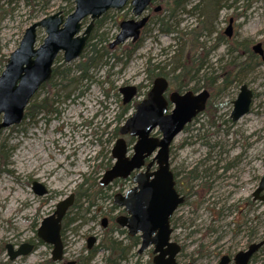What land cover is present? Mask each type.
<instances>
[{
	"label": "rangeland",
	"instance_id": "obj_1",
	"mask_svg": "<svg viewBox=\"0 0 264 264\" xmlns=\"http://www.w3.org/2000/svg\"><path fill=\"white\" fill-rule=\"evenodd\" d=\"M163 3L158 1L156 4L163 8ZM194 5H200L198 11L191 14L179 12L177 19L179 30L182 31L189 30L199 21L205 23L197 38L204 48L195 52V55L201 56V62L196 67L197 79L191 84V87H196L194 91H199L203 89L201 84L204 75L220 73L230 59L240 62L245 57L237 51L229 52L225 43L214 44L216 35L218 32L223 33L230 17L234 19L232 31L235 37L232 40H246L249 47L258 41L263 42L264 0H189L186 9ZM68 6L66 0H48L45 7L37 1L32 7L25 5L22 0H15L9 5L5 0H0V56H9L18 46L25 28L32 22ZM160 11L149 12L151 21L141 33L140 47L129 61L122 65L125 60L122 56V61L114 62L112 67L102 65L95 72L91 70L89 73H93L96 81L81 82L82 95L77 90L74 92L76 102L56 104L58 112L47 119L38 113L33 120L25 119L0 131V140L6 141L11 148L6 165L10 171H0V247H5L7 243L17 245L28 239L35 244L30 254L11 261L7 258L5 248L1 247L0 264H41L48 259L51 247L39 242L36 237L40 221L53 212L58 201L71 192L75 193L83 179L97 182L100 179L115 141L112 130L117 124L121 100L118 92L114 94L110 90L105 96L102 90L109 84V88L116 90L123 85H140L141 94L134 98L135 103L151 87L145 79L149 60L151 63H160L167 76L177 73L178 69L172 73L177 59L171 56L174 52L170 48L176 42L175 34L160 33L156 18L152 19L153 14H165ZM238 13L240 15L235 16ZM106 16L103 27L96 30L95 35L106 27H110V35H114L118 29L114 26L115 22L118 24L132 17L129 1L121 9L109 10ZM44 36V30L38 28L37 43H41ZM127 46L128 42L123 43L117 53L121 54ZM60 56L55 65L65 71L66 68L71 69V74L77 75L76 68L82 58L61 65ZM258 60L246 63L243 70H239L236 82L223 90L215 89L214 95L209 97L208 112L196 116L170 146L172 170L183 177L198 165L202 173L206 171L211 175L213 186L209 193L197 197L194 189L199 181H194L185 201L174 211L171 238L181 245L177 260L180 264H216L222 255L233 256L246 249L250 242L264 237V206L256 203L252 209L244 207V200L250 198L258 177L264 171V66L257 63ZM104 76L109 78V82H104ZM56 79L53 81L58 84ZM242 83L251 88L254 97L249 113L231 122L229 113L232 101ZM49 89V86L41 87L31 101L41 99ZM64 92L58 93L63 95ZM153 132L160 135L157 129ZM207 157L212 159L209 172L206 163H203ZM129 179L104 187L109 198H98L96 206L88 211H85L88 205L86 198L78 199L75 194L73 205L77 207L71 206L62 221V225L66 224L62 237L64 260L85 254L88 236L97 238L94 247L105 233L118 238L121 245H128L123 232L115 230L110 219L119 211L112 208L113 195L130 188L133 183ZM34 180L47 187L46 195L37 196L32 192ZM241 216L245 218L242 220ZM103 218L108 219L106 228L101 225ZM107 255V251L99 249L88 264H106ZM149 255L144 252L136 256L133 248L127 250L124 259L117 264H147ZM249 264H264V249Z\"/></svg>",
	"mask_w": 264,
	"mask_h": 264
},
{
	"label": "water",
	"instance_id": "obj_2",
	"mask_svg": "<svg viewBox=\"0 0 264 264\" xmlns=\"http://www.w3.org/2000/svg\"><path fill=\"white\" fill-rule=\"evenodd\" d=\"M131 6L132 18L119 23L118 32L110 46L121 44L128 39L136 41L140 29L148 17L143 12L152 0H73L74 9L65 17L59 12L40 18L25 28L18 46L9 54L7 62L0 73V130L19 124L24 117V110L39 86L51 77L54 59L58 52H63L66 62L77 58L83 49L93 21L109 9H121L127 2ZM161 1V0H157ZM157 5L155 10H160ZM90 17V23L82 35H78L81 20ZM138 18V19H137ZM233 19L229 18L225 34L232 32ZM44 29L42 42L36 44V28ZM253 51L263 56L261 44L253 46ZM168 82L163 77L154 79L146 96L135 104L134 112L119 126L121 135L111 150L114 162L102 174L99 184L107 185L113 179L127 178L132 174L134 185L124 194L116 193L113 203L123 207L126 212L118 215L115 221L127 229L128 234H140L141 243L138 253L148 246H153L151 264H177L175 256L180 246L170 239L172 231L170 217L184 198L174 188L173 173L169 164V147L173 139L195 115L205 106L209 93L206 89L198 92L187 90L183 93L173 91L169 99L164 91ZM135 85L123 86V102L130 101L136 94ZM252 90L241 84L236 98L232 101L230 119L237 121L249 112L252 102ZM171 103L169 109L168 104ZM157 129L160 136H152ZM135 137L131 156L127 155V146L123 135ZM146 159H150L145 164ZM154 169H152V167ZM32 190L38 196L45 195V185L37 180L32 182ZM263 191L261 196H257ZM264 205V172L259 186L253 192ZM74 202V193L58 201L53 212L40 221L37 238L51 246L50 259L60 264H75L74 260L63 261V243L61 239L62 219ZM106 219L103 218L104 226ZM95 237L87 239L91 247ZM264 245V238L250 243L245 250L234 255L235 264H248L251 256ZM9 260L28 255L33 244L21 243L17 248L7 244ZM229 257L224 255L218 264H226Z\"/></svg>",
	"mask_w": 264,
	"mask_h": 264
},
{
	"label": "trees",
	"instance_id": "obj_3",
	"mask_svg": "<svg viewBox=\"0 0 264 264\" xmlns=\"http://www.w3.org/2000/svg\"><path fill=\"white\" fill-rule=\"evenodd\" d=\"M6 4H11L15 0H5ZM25 5L28 6H35L36 1L43 3V6L45 7L48 3V0H22ZM69 2L68 7H62L61 12L63 14H67L70 11L73 10L74 4L73 0H66ZM189 0H163V8L161 11L165 12L163 16H160V13L153 14V18H156V23L158 25V30L160 33L169 35V34H175L174 37L176 39V42L170 46L172 49V52L174 59H177V64H175L174 68L172 69V73H174L175 70L178 69L177 73L171 74V76H167L163 72V66L160 65V63H151L149 60L147 62V66L145 68L146 76L145 79L148 80V84H151L154 78L157 76H163L167 78L170 85L174 90L181 91L184 89H192L195 90V86L191 87V84H193L197 76H195L196 73V67L201 62V56L195 55V52L199 48H204V45L202 42H199L197 38L202 33L204 29V22L199 21L195 26L190 28L189 30L182 31L179 30V12H187V13H193L194 11H198L200 5H194L193 7H190L188 10L186 9V5L188 4ZM211 2H219L220 0H210ZM203 2V1H202ZM217 4V3H216ZM221 7V6H219ZM160 11V12H161ZM108 12H106L102 17L97 21L96 28H99V23L103 22ZM240 13L235 14V16H239ZM151 18V17H150ZM149 18V21H151ZM143 28L142 32L146 29L147 25ZM101 39V38H100ZM100 39L95 40L93 43L89 44L90 48L87 50L85 55H82L83 59L78 63L77 65V75L71 74V69H67V71L61 70L60 67L53 68V74L48 82H46L45 86H49V92L47 95H45L42 99L39 101H31L28 103L24 110V117L23 120L29 119L33 120V118L36 116V114L41 113L44 116H49L54 114L57 110L56 106V96H59V90L67 88L71 85H73L78 80V76L88 79V70L91 68V66L96 65L100 62L103 54H108L107 50V43L109 41V38H107L103 43ZM220 43H225L228 45V51H244L247 54L246 57V63L249 61H252L254 58L253 52L250 50V47L247 45L246 41H235L232 39H227L222 32H218V34L215 37L214 44L218 45ZM141 44V37L135 41V42H129L128 46L123 49L121 54L114 52L110 57L113 58V62L111 65H114V62H121L122 56L124 57V62L122 65H125L129 59L132 57V55L137 51V49L140 47ZM100 45V46H99ZM238 52V53H239ZM169 53V51H168ZM58 59V58H56ZM7 61V57L0 56V72L3 69L5 63ZM243 65H241V62L235 61V59H230L227 63H225V66L221 69L220 73L213 74L211 76L204 75L202 78V84L201 88H205L209 91L210 95H214V91L217 90H223L228 85L232 84L233 82L237 81V78L239 77V70H241ZM112 67V66H110ZM91 71V70H90ZM89 71V72H90ZM80 77V78H81ZM58 78V79H56ZM54 79L58 80V84L53 81ZM42 85V86H43ZM215 91V92H216ZM209 100L207 102L206 108L203 111L208 112L209 110ZM131 105H124L121 107L120 112L118 113V121L119 123H122L124 119L126 118L129 109ZM212 125L215 124L214 122H210ZM189 125V124H188ZM187 125V126H188ZM186 126V127H187ZM13 127V126H11ZM185 127V128H186ZM117 132V128L115 129V133ZM129 139H132L129 137ZM128 144L131 142L128 140ZM11 156V148L4 140H0V171H10L6 168V165L8 164V160ZM108 160L110 161L111 158L109 156ZM109 162L105 164V169L109 167ZM104 187L100 186L96 180L90 181L89 178L83 179V181L76 187L75 194L77 198L84 197L87 200V207L85 211H88L89 208L96 206V200L98 198L102 197H108V195L105 194V191L103 190ZM188 195V192H184ZM207 193V188L204 187V190L201 188L200 191H194V194L198 197H201V194ZM247 202L245 203L244 207L247 206ZM77 207L76 204L72 205V208ZM115 206H112L114 208ZM218 213V211H216ZM244 216H241V219L243 220ZM245 218V217H244ZM241 220V221H242ZM172 221V220H171ZM112 226H115V222L113 220V217L111 218ZM246 222V220L244 221ZM242 222L238 223L241 224ZM66 224L62 225L61 230V236L63 235V230ZM117 227H119L117 225ZM125 232V230H122ZM128 239V245L123 246L121 245L120 241H117L115 238H112L108 236V233H105L103 238L100 240V242L97 244V246L93 247L90 251L86 252L85 254H81L78 256V259L80 261V264H88L90 260L94 257V255L97 253L99 249L105 250L108 252V255L106 257V264H117L118 261L124 259L125 253L127 250H131L137 246L139 243L138 238H132L127 237ZM40 242V241H39ZM264 246L260 248L259 250H263ZM255 259V256L251 258V261ZM41 264H54L49 258L44 260Z\"/></svg>",
	"mask_w": 264,
	"mask_h": 264
},
{
	"label": "flooded vegetation",
	"instance_id": "obj_4",
	"mask_svg": "<svg viewBox=\"0 0 264 264\" xmlns=\"http://www.w3.org/2000/svg\"><path fill=\"white\" fill-rule=\"evenodd\" d=\"M158 1L157 0H152L151 2H150V4L146 7V9H145V11L143 12V16L145 15V16H147L148 17V19H147V22H146V24L148 23V21H149V18H150V14H149V12L150 11H153L154 13H156V12H159L162 8H160V10H155V7L157 6V5H160V4H156ZM73 4H74V2H73ZM126 5V4H125ZM124 5V6H125ZM161 6V5H160ZM74 9V8H73ZM109 10H118V9H109ZM109 10H107L106 12H108ZM64 17L67 15V14H69V13H67V14H63L60 10H58ZM57 12V11H56ZM105 12V13H106ZM105 13H103L102 15H104ZM48 15H50V14H48ZM102 15L99 17V18H97V19H95L94 21H93V24H92V27H91V29H90V31H89V34H88V37H87V39H86V42H85V45H84V47H83V49L81 50V53H80V55L77 57V58H82L83 59V57H82V55H85L86 54V52H87V50L90 48V45L89 44H91V43H93L95 40H97V39H100L101 41H103V43L104 44H106V42H104L107 38H109V41H108V43H107V50H108V54L106 53V54H103V56H102V58H101V60H100V62L99 63H97L96 65H94V66H91V68H89V70H88V75H89V77H88V79H84V78H82L81 76V78L78 76V80H77V82H75L73 85H71V86H69V87H67V88H64V89H60L59 91H63V90H65V92H64V94L63 95H60L59 94V96H56L55 98H56V104H63V103H65L66 101H73V102H76L77 101V99H74V96H75V94L76 93H74L76 90L77 91H79L78 92V94L80 93V96L82 95V92H80V88H81V82L83 81V80H86V81H89V82H91L92 80H94V81H96L95 80V76L93 75V73H89V71L90 70H92L93 72H95V70L97 71L102 65H110V66H112L111 64H112V62H113V58L112 57H110V55H112V53H114V52H117V50L119 49V47L123 44V43H125V42H135V41H131L130 39H128L127 41H125V42H123V43H121V44H117V45H114V46H110V43L113 41V39L115 38V36H116V34H117V32H118V29H117V32L112 36V35H110L112 32L110 31V27H106V28H104V30L102 31V32H100L98 35H95V31L96 30H98V29H100L101 27H103V25H104V21H105V19L107 18V16L105 17V19H104V21L103 22H101V23H99V28L97 29L96 28V23H97V21L102 17ZM45 16H47V15H44V16H42V17H45ZM133 16V15H132ZM41 17V18H42ZM130 18H132V17H130ZM40 19V18H39ZM39 19H37V20H39ZM138 19V18H137ZM37 20H35V21H37ZM34 21V22H35ZM122 21V20H121ZM33 23V22H32ZM89 23H90V17L89 16H85L82 20H81V26H80V29H79V32L77 33L78 35H82L83 34V32H84V30L86 29V27L89 25ZM119 23H120V21H119ZM119 23L117 24V22H115V24H114V26H116V28H119ZM233 23H234V20H233ZM146 24L140 29V35H139V37H138V39L141 37V33H142V30H143V28L146 26ZM38 28H41V27H37L36 28V31H37V29ZM43 29V28H42ZM226 29V28H225ZM44 30V29H43ZM225 30H223V34H224V36H225V32H224ZM112 36V37H111ZM235 37V35L233 34V31L231 32V34L229 35V36H227L226 38L227 39H232V38H234ZM137 39V40H138ZM136 40V41H137ZM243 41H246V40H243ZM42 42V41H41ZM257 43H260L261 44V48L263 49V56H264V40H263V42L262 41H258V42H256V43H254V44H250V50L253 52V54H254V58L252 59V60H257V59H260V60H258V62L257 63H261L263 66H264V59L262 58V55H260L259 53H257V52H254L253 51V46L255 45V44H257ZM40 43H37V36H36V44H35V46H37V45H39ZM100 46V45H99ZM239 52V51H238ZM245 55V57H244V59L242 60V61H240L241 62V65H243L241 68V70H243V68H244V66H245V62H246V57H247V54L244 52V51H240L239 52V55ZM61 55V56H60ZM60 56V63H61V65H64V64H66V63H69V62H71L72 60H74V59H72L71 61H68V62H66L65 60H64V57H63V52H58L57 53V55H56V57H55V59H54V62H53V65H52V70H51V76H52V74H53V68H55V67H60L59 65H55V63H56V58H58ZM76 59V58H75ZM110 60H112V62L110 63L109 61ZM122 61V60H121ZM124 62V61H123ZM66 68V67H65ZM66 71H67V69H66ZM157 77H163V76H157ZM156 77V78H157ZM51 78V77H50ZM165 78V77H164ZM155 79V78H154ZM154 79H153V81H154ZM166 80H167V78H165ZM50 80V79H49ZM48 80V81H49ZM48 81H46V82H48ZM153 81L151 82V86H152V83H153ZM46 82H44V83H42L40 86H39V88L35 91V93L33 94V96H32V98H34L35 97V95H36V93L40 90V88L41 87H43V86H45V85H43V84H45ZM104 82H109V78L107 77V76H104ZM167 82H168V86H167V89L164 91V96H165V98H167V99H169V95H170V93L171 92H173V91H176V92H178V93H183V92H185V91H187V90H192V89H184V90H181V91H177V90H174L173 88H172V86L170 85V83H169V81L167 80ZM242 84H245V83H242ZM43 85V86H42ZM247 85V84H246ZM109 86H111L110 84L107 86V88H105V89H103L102 91H103V95H105V96H108V94H109V91L110 90H112L113 91V93L114 94H117V92H118V94H120L121 95V100H120V105H119V112H120V110H121V107L122 106H124V105H131V107H130V109H129V112H128V114H127V116H129L130 114H132L133 112H134V105L136 104V103H138L139 101H141L145 96H146V94H147V92L149 91V89L151 88H149L145 93H143L144 94V96L140 99V100H137L135 103H133V100H134V98L135 97H138V95L139 94H141V86L140 85H136V87H137V91H136V95H135V97H133L130 101H128V102H123V94L120 92V88L121 87H123V86H128V85H123V86H120L117 90L115 89V88H109ZM248 86V85H247ZM249 87V86H248ZM251 89V88H250ZM49 92V91H48ZM47 92V93H48ZM252 94H253V91H252ZM47 95V94H46ZM44 97V96H43ZM42 97V98H43ZM253 97H254V94H253ZM31 98V99H32ZM41 98V99H42ZM40 100V99H39ZM39 100H36V101H39ZM35 101V102H36ZM133 103V104H132ZM169 106H171V103L169 102V104H168ZM249 111H250V109H249ZM58 112V108H57V110H56V112L55 113H57ZM118 112V113H119ZM54 113V114H55ZM249 113V112H248ZM39 114H41V113H39ZM42 115V114H41ZM42 116H44V115H42ZM126 116V117H127ZM198 116V115H197ZM36 117V116H35ZM44 117H46V119H47V117H49V116H44ZM196 117H194L193 119H192V121L195 119ZM126 119V118H125ZM229 120L231 121V119H230V114H229ZM191 121V122H192ZM116 125H115V127H114V129L112 130V138L113 137H115L114 138V140L116 141V139L118 138V137H120L121 135L119 134V125H120V123H119V121H118V114H117V117H116ZM117 128V132L115 133V129ZM182 132V131H181ZM151 135L152 136H158L159 137V135H157V134H155L154 132L152 133L151 132ZM123 137L125 138V141H126V146H127V155L128 156H131V154H132V145L134 144V142H135V138H133V137H130V136H128L127 134L126 135H123ZM129 137L130 138H132V139H129ZM130 141L131 143L130 144H128V142L127 141ZM115 141H114V144H115ZM114 144H113V146H114ZM113 146L111 147V150H112V148H113ZM171 149V148H170ZM111 150H110V154H109V156H110V158H111V160L110 161H112L111 163H110V161H109V167L108 168H106V169H104V171L105 170H107V169H109L111 166H112V164H113V157H112V154H111ZM170 152V151H169ZM209 155H210V153H209ZM109 156H108V158H109ZM212 159H209L208 157L207 158H205V160H204V162L203 163H206V169H207V172H209L210 171V168H209V165H210V161H211ZM149 162V160L148 159H146V161H145V164H147ZM169 164H170V154H169ZM154 167L155 166H153L152 167V169H154ZM212 167H214V166H212ZM170 169H171V165H170ZM104 171H103V173H104ZM171 171H172V173H173V180H174V188H175V190H176V192L180 195V196H183V198H184V201H185V197H186V193H184V192H189V190L191 189V185L194 183V181L195 182H197V181H199L197 184H195V186H196V188L194 189V191H200L201 192V188L204 190V187H206L207 188V193H209L212 189H213V186H212V181H211V175L209 174V173H206V171L205 172H201L202 171V169L201 168H198V165H197V167L196 168H194V170H192V171H188L187 173H186V175L185 176H183V177H180V173L179 172H177L176 170L174 171V170H172L171 169ZM264 172V171H263ZM102 173V174H103ZM263 174V173H262ZM262 174L258 177V183H257V185H256V187H255V189L252 191V193H251V195H250V198H248V199H246V200H244V202L246 203H248L247 204V206H249V208L250 209H252V206L253 205H255L256 203H262L261 202V200L259 199V198H255L254 197V195H253V192L256 190V188L259 186V182H260V180H261V177H262ZM129 176H132V174L131 175H129ZM127 177V178H130L131 179V181H132V178L131 177ZM127 178H124V179H127ZM123 178H116V179H113L111 182H109L107 185H105V186H103V187H107V186H109V185H111V184H118L119 183V181H123L124 180ZM129 179V180H130ZM208 179V180H207ZM132 183H133V181H132ZM133 186V185H132ZM131 186V187H132ZM45 188L47 189V187L45 186ZM32 189V188H31ZM48 191V190H47ZM32 192H33V190H32ZM34 193V192H33ZM48 193V192H47ZM46 193V194H47ZM117 193V192H116ZM121 193H123V192H121ZM35 194V193H34ZM45 194V195H46ZM263 194V191H260L259 192V194L257 195L258 197L259 196H261ZM35 195H37V194H35ZM38 196V195H37ZM198 197V196H197ZM183 201V202H184ZM182 202V203H183ZM243 202V201H242ZM181 205V204H180ZM180 205H178V207L180 206ZM177 207V208H178ZM176 208V209H177ZM175 209V210H176ZM114 210H119V211H117L116 212V214H115V216H113V220H114V222L116 223V221H115V217H117L118 215H124L126 212L124 211V209L122 208V207H120V206H117V205H115V207H114ZM173 214H174V212H173ZM173 214L171 215V217H170V227H171V229H172V231H171V233H170V239H171V241H174L172 238H171V234H172V232H173V230H174V228L172 227V222H173V219H172V216H173ZM112 218V217H111ZM106 219V223H105V225L103 226L102 225V220H101V225H102V227L103 228H106L107 227V224H108V219L107 218H105ZM111 220V219H110ZM172 220V221H171ZM112 224V223H111ZM117 223L115 224V226H113L114 228H115V230H120L121 232H123L122 230H125V232H123L122 234H124V236H125V239H127V237H132V238H138V240H139V243L137 244V246L135 247V252H136V256L137 255H139V254H142V253H144V252H147V253H150V255H149V257H148V259H147V264H151V260H152V258H153V246H148L147 248H145L142 252H140V253H138V248L140 247V243H141V238H140V234L139 233H137V234H133V235H130V234H128V232H127V230H126V228H124V227H120L119 225V227H117ZM119 231V232H120ZM118 233V232H117ZM119 234V233H118ZM61 237H63V235L61 236ZM89 237H91V236H88L87 237V239L89 238ZM87 239H86V245H85V248H84V251L85 252H88V251H90L93 247H94V245L96 244V242L98 241L97 240V238L95 237V241L92 243V245H91V247H87ZM116 240L117 241H119V239L118 238H116ZM128 240V239H127ZM259 240H261V239H259ZM259 240H255V241H252V242H250V243H254V242H258ZM26 241H28V242H31L32 243V241L31 240H26ZM62 241H63V238H62ZM174 242H176L177 244H179L177 241H174ZM21 243V242H20ZM19 243V244H20ZM249 243V244H250ZM8 244V243H7ZM7 244H5V247H4V245L2 246L1 245V247H2V249L3 248H5V250L7 251V249H6V245ZM19 244H12L14 247H17V246H19ZM33 245H34V247H35V244L34 243H32ZM248 244V245H249ZM248 245H247V247H248ZM179 246H180V251H181V245L179 244ZM1 247H0V249H1ZM34 247H33V249H34ZM246 247V248H247ZM63 248H65V245H64V242H63ZM245 250V249H244ZM33 251V250H32ZM180 251L177 253V255L175 256V259H176V262H177V264H180V262H178L177 260H178V254L180 253ZM260 250H257L252 256H251V258L253 257V256H256V254L259 252ZM239 252V251H238ZM237 253V252H236ZM235 253V254H236ZM83 254V253H82ZM234 254V255H235ZM224 255H227L228 257H229V261L226 263V264H235V262H234V255L233 256H230L229 254H224ZM224 255H222V256H224ZM221 256V257H222ZM221 257L219 258V260L217 261V263L216 264H218V262L220 261V259H221ZM7 258H8V256H7ZM251 258H250V260H249V262H248V264L251 262ZM8 260H9V258H8ZM69 260H74L75 261V264H80V261H79V259H78V256L76 257V258H71V259H68V260H64L63 259V261H69ZM9 261H11V260H9ZM185 264H191V263H189V262H187V263H185Z\"/></svg>",
	"mask_w": 264,
	"mask_h": 264
}]
</instances>
